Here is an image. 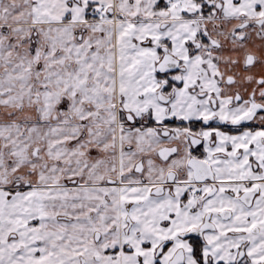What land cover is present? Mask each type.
I'll return each mask as SVG.
<instances>
[{
    "label": "snow or ice",
    "instance_id": "1",
    "mask_svg": "<svg viewBox=\"0 0 264 264\" xmlns=\"http://www.w3.org/2000/svg\"><path fill=\"white\" fill-rule=\"evenodd\" d=\"M0 264H264V0H0Z\"/></svg>",
    "mask_w": 264,
    "mask_h": 264
}]
</instances>
